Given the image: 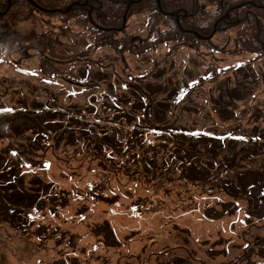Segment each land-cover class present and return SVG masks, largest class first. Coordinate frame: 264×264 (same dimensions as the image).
I'll return each instance as SVG.
<instances>
[{"label": "rangeland", "instance_id": "374dc122", "mask_svg": "<svg viewBox=\"0 0 264 264\" xmlns=\"http://www.w3.org/2000/svg\"><path fill=\"white\" fill-rule=\"evenodd\" d=\"M110 1L121 16L111 40L129 50L95 42L92 26L102 29L105 21L88 2L80 10L86 23H68L70 16L48 17L26 0L37 16L12 36L20 45L0 42V155L18 164L25 189L45 206L29 211L18 229L15 214L0 207V264H264V57L240 42L247 33L241 20L220 29L225 18L252 12L253 0H198L208 9L198 25L221 30L205 42L169 40L173 28L148 26L159 0H145L154 6L144 10L132 0ZM79 2L35 0L61 13ZM18 3L11 0L10 9ZM219 3L227 6L223 14ZM160 7L176 27L175 10L162 0ZM25 14L9 13L2 26ZM42 35L54 42L55 57L35 44ZM132 44L146 47L140 53ZM64 118L78 122V136L54 147L55 119ZM164 118L172 133L152 128ZM46 129L52 147L39 142ZM101 145L96 159L93 148ZM163 147L169 150L158 159L168 160L156 167L153 149ZM28 148L44 157L31 158ZM190 159L193 184L185 180ZM39 179L50 185L46 191Z\"/></svg>", "mask_w": 264, "mask_h": 264}, {"label": "trees", "instance_id": "16d2710c", "mask_svg": "<svg viewBox=\"0 0 264 264\" xmlns=\"http://www.w3.org/2000/svg\"><path fill=\"white\" fill-rule=\"evenodd\" d=\"M10 1L11 0H0V42H2L3 44H7L9 47L15 48L16 44L20 45V43L22 41V39H19L18 37H12L13 35L16 34L17 28L26 22H31L32 19L35 18L37 15L32 13V12H29V10L27 8H25L24 4H25L26 0H17L19 3H18V5H15L13 9H10V7H9ZM45 1H47V0H45ZM90 1L91 0H80L79 3H75L74 5H72V8L69 9V11L64 12V13L58 12L59 11V9H58L59 5L51 4L46 9L56 10V13H54L52 11H46L43 13L48 17H53L56 15L70 16L66 22L71 21V20H76L77 21L76 23H81V22L86 23L85 20L80 17L81 14L86 13V12L85 11L80 12V10L83 8L82 3L88 2L89 6L93 7L92 8V14H94L96 20L98 21L97 15L102 14L104 17L103 20L105 21L104 22L105 26L103 28L104 29H110V30L104 31V30H100V29H97L96 27L92 26V30L95 31L93 33V35L96 37L95 42L98 45L99 44L102 45L103 43H105V46L108 45L109 47H113L114 49H117L118 47H123L124 50H129V49L124 48L123 44L117 45V43H115L113 45L114 41L111 40V36L115 35V33L118 32L114 29L119 28L118 23L121 20V16L117 13L118 9L114 7V6H118L119 3L109 0L110 3H107L106 5H104L103 2H100L99 5H97L95 3L96 0L93 2H90ZM134 1H137V0H134ZM143 1L145 2V0H143ZM214 1L215 2H221V0H214ZM162 4L166 8H170V9L175 10L174 11V13H176L175 18H176V20H177V18L180 19V24L177 23L176 27L174 26V24H169V22L166 18V15H164L162 12H160L156 9L157 12L155 13V16L152 15V17H150V22H148V26L154 27V26H156L157 23H159V24H164V25L170 27L171 29L173 28L174 36H167V38L169 40L182 41V39L183 40L188 39L190 41V39H192L191 41H199V39L196 37V35H194V33L189 34V30H192V29L196 32H199V35L202 39H207L212 34L209 32L211 25L203 27V25H198V23H197L199 13L202 9H204L203 6L200 7L198 0H162ZM138 5H139V2L133 3L130 6L134 7V6H138ZM212 5L213 4H210L209 6H212ZM205 8H206V6H205ZM247 8H248V10L252 9L253 11L252 12L248 11L247 14L244 13V11L239 13L238 14L239 18L237 20L231 19V21H227V24H224L220 29L223 31H226V30L232 29L234 27H239V26H242L243 24H246L247 25L246 26L247 33L244 35H241L240 42L244 43L246 47L251 46V49L249 51L257 52L261 56V53H264V33H263L262 28H261V22L258 20V16H260L261 18L264 19V0H253V3H250L249 6H247ZM226 9H227V6L222 4V3H219V5L217 6L218 13H220V14L225 13ZM207 10L208 9L206 8V11ZM2 11H3V14L6 12L5 17L1 15ZM161 11H163V10H161ZM9 13H11V14L26 13V14L23 16H20V17L14 16V19L11 21L12 25H9L6 23V26H9V27L2 26V24L5 23L4 18L8 17ZM188 13L193 14V15L189 16V19H190L189 22H187L188 16H186ZM208 13H209V11H208ZM72 14H76V15L71 16ZM77 14H79V15L77 16ZM101 18H102V16H101ZM254 18L257 22L254 20ZM238 20H241V24L239 26H238V23H236ZM253 21H255V25L258 24V26H255V28H252L251 31L253 32V34H252V38L250 40V38H249L250 29H249L248 25H250L251 22L253 23ZM88 23L89 24L92 23V20L90 19L88 21ZM214 27H215V25L213 22L212 23V30H211L212 32H213ZM177 31L180 32V34H182V36H180V35L178 36ZM35 44H37L38 48L41 51L49 54L51 57L56 56L55 52L53 53V48H52L54 42L52 41L50 36L42 35L41 37H38V40H37V42H35ZM145 47H146L145 45H138L137 44V46H136V45L132 44V47H130V50L142 53V50H144ZM45 58H47L49 60H53L46 55H45ZM24 115L28 116V113H26ZM167 119L168 118H164V119H161V121H162L161 123L152 124L153 125L152 128H155L156 132H158L159 134H166L165 132L172 133V131H174V129L167 130L168 126H169V125L168 126L166 125L169 123V122H166ZM56 120L59 123H56L57 127H55L56 129L53 131V134L51 135L52 140L55 143L53 146L56 147L57 145L62 144L63 147H66L68 144H72L75 141L76 137L78 136V132L77 131L73 132L72 129L74 128L75 124H76V126L78 125V122H76L75 124H72L69 122V120H66V118H64L62 121H60V119H55V121ZM138 128L142 129V127H138ZM80 133H81V131H80ZM33 135H35V134L33 133ZM48 136H49V134H48L47 129H46V131L41 130V132L38 136V138L40 139L39 142L42 143L44 141L46 143L47 147H52V144L49 145V143L46 142ZM102 138L107 140L108 135L103 134ZM149 146H152V145H149ZM162 146H164V145H159L156 147V149L159 147H162ZM29 149L30 148H28L26 152H28L27 153L28 155H34L31 158L40 159V157H42V158L44 157V156L37 154V152L39 150H36V152H35V150H33V149L29 150ZM156 149H153V152H154L156 159L153 160L152 164H154L157 167V166H159V162H162L163 164H165L166 161L168 160V159H166V157L164 155L159 156L160 159H158V154H162V153L167 152L169 150V147H163L159 151H157ZM93 150L95 151L94 152L95 155H93V156H95L96 159H98L99 156H101V151L103 150V145H101L100 148L94 147ZM181 150H186V151H184V153H183V151H181ZM181 150L177 151L175 153V155L176 156L177 155L182 156L181 154L183 153L184 155H189L191 157L192 155L199 153L193 149H181ZM7 155H9V150L7 151ZM1 156H3V155H0V207H6L5 208L6 211L11 210V212H13L15 214V216L17 218V219H15V221H16L15 227L17 228L18 225L27 223L29 211L33 210L34 208H36L35 210H37V211H41L45 208V206H44V203L40 200V194H38V192L32 193V192H29L28 189H25V186L22 183V181L25 183V181H24L25 176L23 173H19L20 171H19L18 164H6L4 162V159ZM5 158H7V156H5ZM229 159H232V158H229ZM101 164H102V162H101ZM21 167H22V165H21ZM16 169H17V173H14ZM3 170H6V171H3ZM156 170H159V168H156L155 171ZM159 171H161V170H159ZM188 171H189L190 177H186L185 180L188 181L189 183L193 184V179H195L198 176V174L195 171H193L192 159H190V169ZM160 175H162V173H160ZM39 181L44 183L40 179H39ZM39 181L33 182V184L38 183ZM157 181H159L163 184V183L167 182V178L164 177L162 179H158ZM44 184L46 185L44 188L46 191L50 187V185L47 183H44ZM53 201H55V199H53ZM52 211H54V210H52ZM0 218H1V215H0ZM7 223H8V221H7ZM10 223L14 226L12 221H10ZM32 228H33V224L28 227L27 233L31 234ZM46 235H47L46 233H43L40 235V237L42 239L47 240L45 237Z\"/></svg>", "mask_w": 264, "mask_h": 264}, {"label": "flooded vegetation", "instance_id": "af4514ba", "mask_svg": "<svg viewBox=\"0 0 264 264\" xmlns=\"http://www.w3.org/2000/svg\"><path fill=\"white\" fill-rule=\"evenodd\" d=\"M29 1H30V3H31L34 7H38V8H40V9H42L43 12L49 11L48 9H45V10H44V8L40 7V5L36 4V3H35V0H29ZM47 1H48V0H47ZM133 3H138V1H134V0H132V4H133ZM138 6H140V7L144 10L145 8L152 9V6H154V4L152 3V1H146V2H144L143 0H140ZM157 6H158L160 12H162V11H161L162 9H161V7H160V0H159V4H158ZM203 8H205V7H203ZM177 23H180L178 19H177Z\"/></svg>", "mask_w": 264, "mask_h": 264}, {"label": "bare ground", "instance_id": "6f19581e", "mask_svg": "<svg viewBox=\"0 0 264 264\" xmlns=\"http://www.w3.org/2000/svg\"><path fill=\"white\" fill-rule=\"evenodd\" d=\"M138 2L140 1V0H137ZM246 8L244 7V10H245ZM191 15H193L192 13H188L186 16H191ZM225 20L226 21H230V19L229 18H225ZM221 33V30H218V29H216L215 30V32L212 34V36L210 37V39H209V41H212L214 38H215V36H217V35H219ZM255 53H257V52H255ZM258 54V53H257ZM261 56L262 57H264V53H261Z\"/></svg>", "mask_w": 264, "mask_h": 264}]
</instances>
